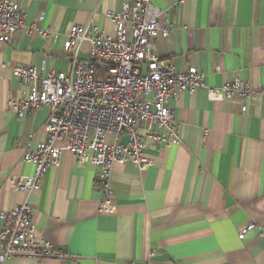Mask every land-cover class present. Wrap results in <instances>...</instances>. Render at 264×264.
Returning <instances> with one entry per match:
<instances>
[{
  "label": "crops",
  "instance_id": "0c3cea01",
  "mask_svg": "<svg viewBox=\"0 0 264 264\" xmlns=\"http://www.w3.org/2000/svg\"><path fill=\"white\" fill-rule=\"evenodd\" d=\"M13 1L26 25L43 13L38 26L49 27L51 36L18 31L0 43V213L27 200L37 233L66 256H17L3 264H264V94L258 91L264 88V0H150L161 11L158 21L171 27L167 39L154 42V54L177 72H202L204 87L167 102L181 127L179 144H149L145 154L153 164L144 171L131 163L113 166L112 215L98 210L97 169L77 165L67 151L43 175L40 190L11 188L10 178L33 172L22 159L45 140L48 110L22 117L9 110V99L25 92L10 69L68 71L72 60L63 44L70 27L114 36L106 12L137 0ZM87 54L83 43L78 58ZM233 79L254 95L244 102L208 98V89ZM250 223L253 229L239 239Z\"/></svg>",
  "mask_w": 264,
  "mask_h": 264
},
{
  "label": "built area",
  "instance_id": "2783aa9c",
  "mask_svg": "<svg viewBox=\"0 0 264 264\" xmlns=\"http://www.w3.org/2000/svg\"><path fill=\"white\" fill-rule=\"evenodd\" d=\"M160 16L161 11L150 0L125 3L119 12L105 14L113 25L114 36L94 27H70L63 44L72 60L68 71L44 74L34 66L11 67V77L25 92L19 99H9V110L20 117L43 107L48 110L45 140L22 159L33 167V172L10 178L12 189L26 194L40 190L43 175L67 151L77 165L97 169L102 195L98 210L112 215L117 212L110 190L113 166L131 163L144 171L153 164L145 154L149 144L156 148L181 142V127L167 102L181 92L193 94L203 88L204 75L195 68L177 72L170 60L154 54V42L167 39L171 32L168 23L158 21ZM25 19L26 14L16 2L0 0V43H10L18 31L28 36L34 33L44 40L50 38L51 29L38 26L43 13L30 25L25 24ZM83 43L88 44L85 60L78 58ZM258 91L264 94V88ZM207 95L210 100L230 101L238 96L244 102L254 91L245 82L233 79L220 88L208 89ZM245 110L242 103L241 111ZM58 141L64 145L59 146ZM32 215L33 207L27 200L0 213V264L17 256H66L64 249L37 233ZM253 227L252 223L246 225L238 238L243 239ZM145 264L154 263L149 259Z\"/></svg>",
  "mask_w": 264,
  "mask_h": 264
},
{
  "label": "rangeland",
  "instance_id": "374dc122",
  "mask_svg": "<svg viewBox=\"0 0 264 264\" xmlns=\"http://www.w3.org/2000/svg\"><path fill=\"white\" fill-rule=\"evenodd\" d=\"M143 71L145 72V69Z\"/></svg>",
  "mask_w": 264,
  "mask_h": 264
}]
</instances>
